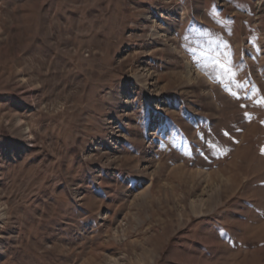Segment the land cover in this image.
I'll return each instance as SVG.
<instances>
[{
  "label": "rangeland",
  "instance_id": "374dc122",
  "mask_svg": "<svg viewBox=\"0 0 264 264\" xmlns=\"http://www.w3.org/2000/svg\"><path fill=\"white\" fill-rule=\"evenodd\" d=\"M0 264H264V0H0Z\"/></svg>",
  "mask_w": 264,
  "mask_h": 264
},
{
  "label": "bare ground",
  "instance_id": "6f19581e",
  "mask_svg": "<svg viewBox=\"0 0 264 264\" xmlns=\"http://www.w3.org/2000/svg\"><path fill=\"white\" fill-rule=\"evenodd\" d=\"M187 68H188V75H191V73H194L195 68L192 67L191 63L187 64Z\"/></svg>",
  "mask_w": 264,
  "mask_h": 264
},
{
  "label": "snow or ice",
  "instance_id": "6c2138e0",
  "mask_svg": "<svg viewBox=\"0 0 264 264\" xmlns=\"http://www.w3.org/2000/svg\"><path fill=\"white\" fill-rule=\"evenodd\" d=\"M220 67L223 69L224 68V66L223 65H220ZM225 70H227V69H225ZM235 95V94H234ZM238 98V97H237ZM242 107H243V105H242ZM247 115V114H246Z\"/></svg>",
  "mask_w": 264,
  "mask_h": 264
}]
</instances>
